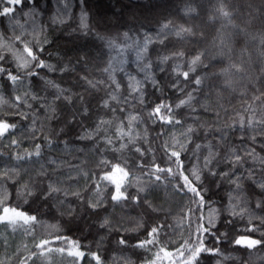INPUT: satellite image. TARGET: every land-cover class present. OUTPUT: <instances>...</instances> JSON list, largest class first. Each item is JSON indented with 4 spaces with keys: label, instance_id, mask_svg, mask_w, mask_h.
Masks as SVG:
<instances>
[{
    "label": "trees",
    "instance_id": "16d2710c",
    "mask_svg": "<svg viewBox=\"0 0 264 264\" xmlns=\"http://www.w3.org/2000/svg\"><path fill=\"white\" fill-rule=\"evenodd\" d=\"M4 6L14 11L0 15V66L8 70L0 76V120L17 127L0 138V173H12L0 182V201L7 198L0 215L15 207L36 221H0V261L96 264L90 255L70 256L75 244L103 264H180L176 250L195 242L199 198L177 191L178 175L155 171L178 173L169 154L181 151L179 142L186 169L212 159L199 183L204 218L214 216L217 225L205 246L219 254L204 253L199 264H264V0H23L0 3V13ZM25 43L36 45L51 70L35 68L38 61L18 68L16 55L31 59ZM8 72L20 80L13 83ZM181 100L188 102L176 108ZM161 102L179 125L150 117ZM130 116L138 117L130 126L134 139L118 138L121 125L129 131ZM13 139L18 147H8ZM117 163L129 173L128 198L114 202V185L100 177ZM49 185L60 190L46 196ZM233 206L244 214L233 216ZM157 225L159 245L134 247ZM240 236L262 243L236 245ZM160 247L174 255L157 258Z\"/></svg>",
    "mask_w": 264,
    "mask_h": 264
},
{
    "label": "snow or ice",
    "instance_id": "6c2138e0",
    "mask_svg": "<svg viewBox=\"0 0 264 264\" xmlns=\"http://www.w3.org/2000/svg\"><path fill=\"white\" fill-rule=\"evenodd\" d=\"M23 0H0V3H4V4H8V5H17L22 3ZM14 11L13 7H9V6H4L3 7V11L2 13H0V15H8L9 13H12ZM183 31H188L186 29H181V32ZM177 35H180V32L177 33ZM22 37L21 36H17L16 40H21ZM36 47L35 44H32L30 46L29 43H25L24 44V48H23V52L27 54V57H30L31 59H24L23 56L20 55H16L14 53V55H16V59L18 61H21V63L18 64V68L19 69H27L28 66L34 62V61H38V63H36L34 65L35 68H49L51 70V65H47L46 62L44 60H40L39 59V55L37 54V52L33 51V48ZM9 51H11V49H8ZM43 48H39V52L42 53ZM180 55H183V53H180ZM165 59H168L167 57H165ZM4 57L2 55H0V61H3ZM200 60V56L197 55L192 63L195 64L197 61ZM8 71L6 68L0 66V76H2V74L4 72ZM227 71V69L225 70ZM29 76H33L36 75L35 71L32 72H28ZM183 75L185 77L188 76V73H183ZM8 79L11 80L13 83H16L17 81L20 80V75L19 73L17 75H13L11 72H8ZM22 82V81H21ZM197 84L200 83V80L198 79L196 81ZM117 87H119V85H117ZM137 89H133V91H136ZM22 98L21 97H16L17 101H20ZM189 100L191 99V96H189L188 98ZM188 101L186 100H181L179 102V104L176 105V108H179L180 106L186 104ZM105 105L107 106V102H105ZM31 107V105H29V108ZM162 110L166 111L168 114L165 115L163 114ZM150 117H155L157 121L163 123V124H177L179 125L181 123V121L179 120H175L174 116H173V109L170 105L165 104L163 102H161L160 104H158L153 110L152 112L149 114ZM129 131L125 132L123 130V125H121V127L118 128L116 136L118 138H123L125 136H127L129 138V141L133 140L134 137L131 136V123L132 121H135L136 119H138V117L136 116H130L129 118ZM103 123H108L106 121H102ZM249 123H252L251 120H249ZM262 125H264V121L260 122ZM17 127V125L15 124H10L7 122V119H2L0 120V138L5 137L6 134H8L10 131L14 130ZM264 130V129H262ZM192 130L189 128L188 132L190 133ZM106 143L108 144H112L113 140L112 138H106ZM179 148L181 149V151L185 148V145L183 144H179V142H177ZM19 145V141L18 140H11L10 144L8 145V147H14ZM124 147H126L125 144H121L120 148L123 149ZM201 145H197V149H200ZM40 149L41 146L40 145H36V150H35V155L39 156L40 155ZM165 150L169 151V146L166 144L165 145ZM137 151H140V149H137ZM181 151H175V150H171L170 154H169V159L171 160L172 158H175V163L178 167V173L174 174L173 170L171 168L169 169H162L160 168L158 165L155 166V171L156 172H167L169 175H178L180 180H182V184H178L176 186V189L178 192H182L184 194L187 193H192L194 198H199L198 200L194 199L193 203L196 205V210H200L201 211V215L199 217H197L195 223H196V228H195V242H188L186 241L184 244L181 245V247L179 249L176 250V254L181 258L180 259V264H199V257L204 254V253H208L210 255H215V254H219V249L218 248H207L205 246V238L207 236H215V229H216V219L214 216H210L209 219L205 220L202 209L205 207V199H204V195L203 192L205 191L204 189L201 188L200 186V181H201V173L204 169H207L209 167V165L212 163V159L211 156L209 157H205L204 160V166L203 168L199 167V165H194L192 167L191 170H188L185 168V166L182 163L181 160ZM2 155V154H0ZM33 155V153H27V156H31ZM25 157L19 156L17 155L15 157L16 160H22L25 159ZM240 161V157L236 156V162ZM101 165L107 166L109 164V161L107 160H102ZM212 175H216V172H212ZM12 175L11 172H9L8 170L3 171L2 173H0V182L2 181H6L10 176ZM224 176H227L228 173H224ZM129 176L128 171L125 170L124 167H122L119 163L117 164H112L111 165V171H105V174L102 175L100 177L101 181H107L109 184L114 185L115 191L111 196V200L114 202H119L121 200L127 199L128 197L125 196V192L127 190L126 188V180ZM161 177L159 175L156 176V181H160ZM28 185L25 184L22 186V190H27ZM97 188H99V185H97ZM123 189V190H122ZM60 189L54 188L51 185H49V191L47 193H45L46 196L51 195L52 192L55 191H59ZM140 192H144V188H140L139 189ZM31 192H28V195H31ZM139 197H133L134 200L138 199ZM7 198L5 199V201H0V204H4L6 203ZM262 204H264V201L261 202ZM90 207H97L98 205L95 204H90ZM215 209H212V212H215ZM189 213H192V209H189ZM233 216L236 215H243L244 214V210L241 209L240 213H236L235 212V206H233V211L231 213ZM17 220H22L25 224H29L31 222H35L36 221V217L34 216H30L27 215L25 212L23 211H18L15 207H7L4 206L3 207V215H0V221H8L9 223L15 225ZM109 223V221L107 219L104 220L103 224L101 225V227L107 226ZM191 223V221H190ZM231 223V221H230ZM162 230L160 225L154 226L152 227L147 234V237L144 240L138 241L136 245H134V247L136 248H142V249H146L148 248L150 245L152 246H156L160 244V240H159V233ZM247 231L249 232H255L258 231L257 228L255 227H249L247 229ZM225 234H221L220 237H216V239L219 241V239L224 236ZM60 237H57V239H59ZM48 241H42L41 244L45 245L47 244ZM262 243L261 240H255V239H250L247 236H240L235 240V244L236 245H245L248 248H253L256 245H260ZM119 244L124 245L126 244V240L125 239H121L119 241ZM41 245H37V247H40ZM74 247L76 248L75 251H71L69 252L70 256L73 257H78V258H85L87 256H91V258L93 260L96 261V264H103L101 257L98 253H87V252H83L80 251V245H75ZM49 252L53 251L52 249H48ZM54 251H59V252H63V249H56ZM163 252L164 253V257L168 258V257H172L174 254L171 252H167L165 251L164 247H160L159 248V252H157V258H160L159 253ZM43 254V253H42ZM187 254V255H186ZM0 264H4L3 261H0ZM148 264H155V260L148 262Z\"/></svg>",
    "mask_w": 264,
    "mask_h": 264
}]
</instances>
